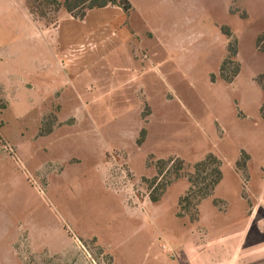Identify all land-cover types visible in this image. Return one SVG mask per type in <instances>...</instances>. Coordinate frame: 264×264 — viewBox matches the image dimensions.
I'll list each match as a JSON object with an SVG mask.
<instances>
[{
	"label": "rangeland",
	"instance_id": "1",
	"mask_svg": "<svg viewBox=\"0 0 264 264\" xmlns=\"http://www.w3.org/2000/svg\"><path fill=\"white\" fill-rule=\"evenodd\" d=\"M28 1L0 0V264H264V0Z\"/></svg>",
	"mask_w": 264,
	"mask_h": 264
},
{
	"label": "trees",
	"instance_id": "2",
	"mask_svg": "<svg viewBox=\"0 0 264 264\" xmlns=\"http://www.w3.org/2000/svg\"><path fill=\"white\" fill-rule=\"evenodd\" d=\"M57 3V0H29L28 1V8L30 11L35 12L36 9L40 7H45L47 5H53ZM65 7L67 8L68 12L72 14L73 18L85 20L88 13L93 10H102L107 9L110 7H118L123 10L124 13L130 14L133 11V6L129 0H66ZM78 12V13H76ZM223 30L226 34L231 35V31L228 27H224ZM231 56L230 58L224 63L222 68V72L225 71L226 66L230 63H234V58L237 56L236 48L231 47ZM239 66L234 71V75L229 82H232L235 76L239 74ZM147 130L144 129L141 134V138L139 140V144L142 145L146 140ZM217 176L220 178L219 180L215 181V184H219L222 178V173L219 169L216 171ZM188 200V197L186 198Z\"/></svg>",
	"mask_w": 264,
	"mask_h": 264
}]
</instances>
